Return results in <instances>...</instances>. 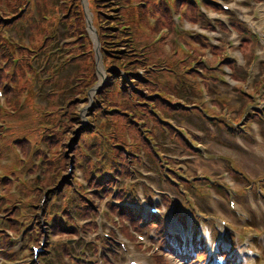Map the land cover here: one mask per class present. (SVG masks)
<instances>
[{"label": "rangeland", "instance_id": "obj_1", "mask_svg": "<svg viewBox=\"0 0 264 264\" xmlns=\"http://www.w3.org/2000/svg\"><path fill=\"white\" fill-rule=\"evenodd\" d=\"M51 1L52 2H50L49 0H20L19 6L21 7L20 9L19 7H17V15L19 16L20 14H24L25 12H29V7H32L31 10L34 13L39 10L44 12V19H46L44 21V28L48 27V33L40 36L32 29L29 20H22L20 23L16 24V31L10 32V29L8 28V32L4 34L7 38L11 36L13 41L18 42L19 40L24 39L20 48L26 51L25 54L27 56L25 55L23 58L28 57L34 62L32 71H25V75L29 81H21L20 83L21 87L18 91L19 93L16 95L17 100L15 101V108L9 114L11 125L18 128H28L30 122H36L35 129H39V133L34 134L33 138H37L38 140L44 139V135L48 134L51 129H54L56 131V140L58 143L54 147V149H52V155L50 150L45 156L46 170L44 171L40 169V167H38L39 174L41 175L40 179L45 183H49V185L41 189V193L38 194L36 201L33 202V204H35V211L38 210L39 213L38 218L41 217L42 211L47 207L46 204L48 203V201L53 200L54 195H56L57 198L60 199V201L66 202L68 193L72 189L80 187V181L77 178V162L79 158L80 162L83 159V148L84 152L91 151L92 153H94L93 150H89L90 146L93 144H95V146H93V149H95L98 145L101 146V143L102 145H107L103 146V149L115 147V145H118V147L115 149H121H118L117 157L119 158L120 156H122L120 158V161H122L124 164L119 166H112L113 168L125 169V165L127 164L126 159L128 160L132 157L130 154H127L123 151L124 144L122 143H124L125 141L126 133L123 130V127L128 119L126 118V116L121 114V112H126L127 107H125V104L127 102H130L131 106L128 107V109L132 110V116L130 117V120H133V123H137L136 121L141 120V125L143 126H137L141 131V129L147 128L146 124H142V120L146 121L147 118V121H149L150 118H139L136 116L137 114H134V112L138 113L140 110L148 109V107L153 109L154 107L153 103H149L150 106L144 104L146 103V99L143 100L142 97H128L129 92H126L128 88L118 93L117 88L113 87V85H115L113 66H117V63H114L111 60L107 61L108 59H113L116 62H119L120 60H117V58L114 57L125 58V55L129 58H133L129 54V51L121 46L119 40H116V37H119L118 30L123 33V30L125 28H128L130 32V26H133L136 29L139 27L140 32L142 34H145V36H154L153 34H155V32L153 30L149 32V25L145 26L144 24H140V22L138 21L137 13L134 14L135 18L131 14L127 13L132 9H140L138 0H124V2H121L122 5H120L119 3L118 7H123L122 9H125V13H123V16L120 18V24L117 23L115 27L114 25L111 26L112 30H110L109 32L112 33L108 32L107 36L104 37L106 39H104L103 42L101 41V34L98 30L99 26L97 25L99 23V17H96V22L94 23L97 31L95 29L93 30L92 27L91 29L88 28L87 30L84 13H79L81 12L80 4L82 6V2L83 4H85V10L87 11L86 0H82L81 2L80 0H56L55 2H53L54 0ZM168 2L170 4H173L174 0H168ZM77 5L79 7H77ZM114 5L115 3L105 5L103 6V8L92 7V9H94L95 15L101 14L103 19L106 20L115 15V12L111 13L108 9L110 8V6ZM99 6L101 5L99 4ZM136 10L132 12H135ZM90 12H85V17L87 19V22L89 20L92 23L93 10H90ZM88 15L90 17L89 19ZM35 18L38 20L37 16H35ZM71 21L77 25H74L72 27ZM148 21L150 20L148 19ZM56 23H59L60 26L65 29V33L63 35L67 40V42H64L61 46L60 51L53 50L51 48L53 43H55V40L51 38V36L54 35L53 31H55L57 28H60ZM102 26L106 27V23ZM150 26L153 29V25L150 24ZM113 33H115V36L113 38H109L108 36L112 35ZM99 38L101 44L99 43ZM138 41L135 39V42H133L132 45L138 47L139 49L144 48L146 38L144 37L145 43H139ZM47 42H49L48 46H46ZM7 45L8 48L5 47V53L2 55L1 52L3 49L0 47V70H2L9 77L6 79L8 83L4 84V88L6 89L10 85L13 89L16 90L17 83L14 82L16 67L9 66L8 63L12 61L13 64H16L17 61L21 60L22 58H20V56L19 58H17V56L13 52L12 47L14 46L10 45V42H7ZM121 47V52H123L124 54H122L121 52L118 54H113L117 53L114 51L121 49ZM105 49H111L113 52H110L111 54L108 55L106 54V52H104ZM95 52L97 53L96 56L94 55ZM183 52L184 51H179L180 54ZM45 56H50V58L52 59L55 58V56H59L60 60L70 59L69 61H71V64H73V62L78 63L82 58L86 57L88 58V61L94 60L93 69H89L87 73H90L94 70L96 63L99 75L97 77V85L91 86L92 79L89 78V81V79H87V76H85L84 74H80L84 73L83 65H74L72 66V68L75 67V72L80 71V69L82 71L73 80V85H71V87L73 88V92H70V95L72 96H67L70 97L69 99L67 97H50L47 104V97L54 91L52 82L54 75L58 74V71L59 73L65 75L66 72H63V69L68 67V65L67 63L59 61V59H56L54 61H52L50 58L45 59ZM121 63L123 64V66H126L127 60H122ZM130 64L133 65V62H131ZM123 69L128 71L129 73H140L141 76L140 79L131 76L127 80H124V76H122L124 80V82L121 81L122 89L125 85H128L129 80L133 81L132 84H136V87H139V83L143 82L141 78L147 76L148 67L136 66L135 68L131 69ZM70 70L71 68H69V71ZM181 70L182 68L179 69V72H181ZM95 71H97L96 68ZM36 72H38V76L35 74ZM120 74L121 71L119 72V75ZM107 77H109L108 80ZM165 77L166 78H162L160 76H157L156 74L151 75L149 77V81H151V84H149L148 88L153 87L155 82L159 84V88L157 89V91L151 90V95L149 96L161 97L162 104L160 105V108L158 110V115L161 117L162 121L167 124V126H163V124H161L160 122L156 124L155 129L157 132V141L160 144H153L152 146H150V150L147 152V154L144 151H141L142 155H140V158L144 160V163L149 164V166L155 168V170L153 171L155 173V176H157L158 178H160V169L162 167L170 168V166L168 165L174 163L173 159H177V157H174L173 155L179 154L180 151H185V153L188 154L190 158L194 159L196 168L203 169V167L205 168V166H207L210 169L211 173H219L221 172L220 165H218V162L216 163V165L213 164L217 161V157H215L213 154V149L219 148L222 150H227L231 148H238L237 152H241L244 157L239 154V164L234 158L225 159V161L228 162L229 167L225 168L221 166L222 172L223 174H225L224 176H228L231 175V173L235 170L241 171L247 174L248 180L254 181V186L251 192L249 190L247 191L246 203H243L239 200H232L231 198L229 202V204H231V210L229 212H226V214L228 215L231 211H236V209H234L233 207V204H235L239 209L245 210L246 213H244V215L239 214L238 217L233 216V219L228 218L230 222L228 221L226 223V231L222 230V226L219 225V229L217 228V231L220 230L223 233V235H221L220 237L218 236V232H215L214 229V227L218 226L214 224L213 227L212 222L210 221L207 225L202 226L201 232L206 235V238L208 237L207 247L208 249L211 248L209 249V254L211 256H214L215 251L212 246L209 247V239L211 238V240H214L216 237L219 238V244L223 247L218 248L216 246V249L219 250L217 253L222 254L225 257L227 256V254H229L231 256L229 259L230 262H235L234 255L236 254L237 256L239 255L242 258L244 256L247 257L241 260L242 264H264V205L263 202H261L260 198L257 197L259 195L260 197H264V158L261 155H258L256 152L252 153L247 151V149L254 151L256 149L264 148V120L263 122L259 123L253 121L247 122V113H243L239 115L237 119H235L234 116H231V113L238 106H240L237 97H193L192 93L199 94V91L194 88H189L188 85L184 86L182 75H179V77H177L176 75L170 76L168 78L169 82L167 81L166 75ZM103 82L105 83L102 89L108 87L105 91L107 102L120 105V110H113V113H107L104 115L102 111L100 112L95 105L93 108V114L89 116L88 109L90 104L88 102L90 101V99L86 98L88 101L85 99V93H88V97L95 96L96 99L99 100L100 97L98 96L96 89H98V86L102 85ZM109 82H111L112 84L109 85ZM132 84L130 86H132ZM56 88L61 87L57 86ZM64 99H68V101H70L69 105H64ZM68 101H66L65 103L67 104ZM152 102L155 103L156 101ZM193 105H195L197 108L194 109V111L191 113L189 109ZM110 106L114 105L110 104L106 107L110 108ZM71 112H77L78 115L80 113L79 118H77V115L75 116V118H77L76 120L70 121L69 117ZM63 113L65 114L63 115ZM95 113H97V116H95ZM82 115L84 116V119H87L94 125L93 129H95V132L92 131L89 126H84L82 122H80V117ZM191 116L194 117L191 118ZM241 125L247 127L242 128L243 132L248 134L246 135L247 138L239 137V127ZM225 126H228L230 130H226ZM78 130L79 133L77 137L76 132ZM233 131L236 132L235 136H232L230 134ZM23 134L24 133L19 132L13 137H4L0 139V179L1 186L4 191L2 192L0 189V218L2 221L3 218H7L8 216V218H11V223L7 224L3 221L0 224V232L6 231V233L10 236L9 238H7L5 234L0 233V242L2 241V245L0 247V260L2 259L4 261H12L13 259L20 258L19 256H14L13 254L7 252L10 248L11 251L16 249V245L14 246V244L18 243L19 240L16 241V239H19L22 232L19 223L16 222L20 220L18 217H21L22 219L23 217L30 218L32 216V213L30 211L32 194L31 185L28 181V177L25 176L22 178V175L26 174V167L22 166L20 158L22 156L21 143H23L25 140H30L29 137L32 138L33 135H29L28 137L26 134L25 136ZM129 134L135 135L137 137L133 129ZM137 142L139 143V139H137L136 141L128 140V143L126 144L130 146L132 151H137V145H134ZM242 143L244 144V151L241 147ZM159 146H162L164 150H159ZM33 148L34 150L37 149L36 147ZM170 148H173V150H170ZM100 152L101 151L96 152L95 155L99 154ZM98 158H100V155L98 156ZM158 158H161V160H159ZM49 159L55 162V170L53 169L51 172L48 171ZM254 163L260 166V174L257 166ZM28 166H30V164ZM33 170L35 173V167H33ZM107 170H109L108 167ZM123 173L126 174V171H124ZM46 174H49V176H47ZM163 178L165 179V175L163 176ZM161 180L162 182H164L163 179ZM132 181L134 183L137 182V180L129 179L125 185L127 190L136 192V190H141L144 187L143 179H141L142 182H139L137 185L132 184ZM218 184L222 185L220 183ZM12 185H14V187L10 189ZM10 192H13L17 198L24 197L26 200L24 201V203L20 204L19 211H17V207H14V205L17 204L16 198H11L8 196ZM214 192L218 193L219 191L216 188L211 187L206 191L198 194H205L213 199ZM50 194H52L51 197H49ZM140 194L142 195V193ZM78 197V190L75 196L70 195V199L73 202V208L78 206ZM208 211L211 212V215H206L203 212H198V210H196V213H198V215H200L203 220L211 219L213 221L218 220L219 215H222L217 207L215 209V213L210 210ZM64 212L65 209L61 208L60 203L57 201V199H55L50 206L49 216L51 219L59 220L62 226L66 225L67 229L72 227L71 224L74 221H68V223L66 224ZM15 213H18V217ZM253 218H255V220H253ZM22 221L24 224V229L25 227L30 225L29 223L35 222L34 220L25 218ZM40 222L43 223L44 221L40 218ZM251 225L256 226L257 229L251 228ZM48 228L51 231H55V234H53L52 236V240H55L56 237L60 235H62L61 237H70L67 235L64 236L63 233L60 232L59 226L56 223L52 226L50 225ZM2 235H4L5 237H1ZM234 236H237L238 238L237 241L233 239V241L235 242L231 241ZM200 251L201 250L196 251V256L201 253ZM203 252L207 253V250H203L202 253ZM41 254H43V252L38 254L36 260H38ZM51 257V255L45 256L43 264H49L51 261ZM201 258L204 259L202 262L206 261L205 255L204 257H199L197 259ZM208 260L209 262L206 264L210 263V259ZM194 262L195 257L193 256L191 264H193ZM202 262L200 264H202ZM148 263L154 264L151 260L148 261ZM170 264L180 263L179 261L173 259L172 261H170Z\"/></svg>", "mask_w": 264, "mask_h": 264}, {"label": "trees", "instance_id": "obj_2", "mask_svg": "<svg viewBox=\"0 0 264 264\" xmlns=\"http://www.w3.org/2000/svg\"><path fill=\"white\" fill-rule=\"evenodd\" d=\"M50 2H52L51 0H49ZM56 0H54L53 2H55ZM124 2V0H91V6L93 8H103V6L105 5H110V4H114V6H110V8H108L110 10L111 13H114L115 12V15H113L110 19H103L102 15L101 14H97L95 15V17H99V23L97 24L99 27H98V30L100 31V36H101V41L103 42L105 36H107V33L112 30L111 26L114 25V27L118 24H120V18L123 16V13H125V9L123 10L122 8H120V6L118 7L119 3L120 5L121 2ZM147 1V6L145 7H140V9L136 10V9H132V10H129L127 13L131 14L133 17H134V14L137 13L138 15V21L140 22V24H144L145 26H148L149 25V21H148V16L149 15H153V16H156L157 17V23H156V27L151 29L153 30L154 32L158 31L160 27L162 26H170L171 25V22L169 20V14H168V9H167V4L165 2H163V0H161L158 4L154 1V0H145ZM20 0H0V11L4 14V15H17V7H20L19 4ZM114 2V3H113ZM99 4L101 6H99ZM33 6V5H32ZM77 7H79L77 5ZM28 8V7H27ZM29 9V12H25L24 14H21L19 16V18H17L15 20L14 23L18 22L19 19H22V20H29V22L31 23V26H32V29L37 32L40 36L45 34V33H48L49 31L47 30V28H44V21L46 19H44V12H42L41 10L35 12L38 17V20L35 18L34 14H33V11L31 10L32 7L28 8ZM80 9H81V12H79L80 14H83V9H82V6L80 4ZM118 9V10H117ZM59 10V9H58ZM97 10V9H96ZM136 10L135 12H132ZM94 11V9H93ZM76 13V12H75ZM99 13V11H98ZM95 14V13H94ZM102 17V18H101ZM65 18V17H64ZM135 18V17H134ZM69 19V18H68ZM67 19V20H68ZM167 19V20H166ZM65 20V21H67ZM72 20V19H71ZM134 22H135V19H134ZM82 23V22H81ZM106 23V27L102 26ZM0 24H4V22L2 21V19H0ZM10 24V23H9ZM57 26H60L59 23H56ZM71 24H72V27L74 25H77V24H74L72 21H71ZM64 29V28H63ZM130 29L131 31L129 32L128 28H125L123 30V33H121L120 30H118V33H119V37L117 38L116 37V40H119L120 44L122 47H124L125 49H127L129 51V54L133 57V58H129L125 55V58H121V57H114V58H117V60H120L119 62H116L115 60L113 59H108L107 61L111 60L112 62L114 63H117V66H113V70H114V73H113V76L115 77V85H113V87H116L117 90H118V93L119 92H122L124 89L128 88L126 90V92H129L128 94V97H142L143 100H147V98H145L146 96H143L140 92H138L139 90V87L141 86H144V83H148V80L144 77H142V81L141 83H139V87H136V84H133L135 88H133L132 86H130L129 84L128 85H125L123 87V89L121 88V80H120V75H119V72L121 71V73H126L128 71L124 70L123 68H126V69H131V68H135L136 66H148L149 64H153V63H156V62H160V61H164V60H161L162 57L166 59V56H167V53L166 51L164 50V40H165V37L162 41V43L160 44V46L158 45V43H153L151 41V37L149 36H145V34H142L139 30V27L136 29L134 28L133 26H130ZM65 31V29H64ZM109 33H112V32H109ZM131 33V34H129ZM115 36V33H113L112 35H109L108 37L109 38H113ZM124 36V37H123ZM144 37L146 38V44L147 47H149L148 49V54L146 57H143L141 54L143 51H141V49H139L138 47H135L134 45H132L133 42H135V39L139 42V43H145L144 42ZM36 38V37H35ZM34 39V38H33ZM142 40V41H140ZM151 41V42H150ZM45 42V41H44ZM114 42V41H113ZM43 44V42H42ZM49 42L46 43V46H48ZM91 44V43H90ZM2 52H1V55L5 53V47L8 48V45L6 42H3L2 43ZM122 47L121 49H118L114 52H117V53H113V54H118L121 52L122 50ZM26 51L22 50L21 48H19V53L20 55H26L25 54ZM91 52H92V49H91ZM106 54H111L110 52H113L111 49H105ZM122 54H124L123 52H121ZM150 54H153L154 56H151ZM27 56V55H26ZM176 59L179 60V56L178 55H174V58H173V61L176 62ZM51 60L53 61L54 58ZM122 60H127V65L126 66H123V64L121 63ZM133 62V65H131L130 63ZM79 63V64H78ZM78 63H74L71 64V61H69L67 63L68 67L71 68V70L69 71V68L66 67L65 69H63V72H66L65 75L61 74V73H58V74H55L54 77H53V88H54V91L51 95H49L47 97V99L49 100L50 97H67V96H72L70 95V92H73V88L71 87V85H73V80L75 79V77L78 76V74L82 71L80 69V71H76L75 72V67L72 68V66L74 65H83V71L84 73H80V74H84L85 76H87V79H92L91 80V83L92 85L96 82V74H95V67H94V70L90 73H87V71L89 69H93V66H94V60H89L88 61V58H82L81 61H79ZM9 66H13V67H16V75L14 76V82L17 83V90L15 91H19L21 85V81H29L25 75V71H32V62L31 60L26 57V58H22L21 60L17 61L16 64H13V62H9L8 63ZM132 66V67H131ZM128 75V74H127ZM1 76V79H7L9 78L4 72H1L0 74ZM129 76V75H128ZM137 76L140 77L141 75L139 73H137ZM89 79V81H90ZM112 80V78H111ZM112 83L109 82V85H111ZM57 86H60L61 88H56ZM112 87V88H113ZM108 87L106 88H103V89H100L99 92H98V96L100 97L99 100H100V103L102 104L101 107L98 108V110L105 115L107 113H113L114 111L113 110H120L119 109V106L118 104H114V103H111V102H107V99H106V95H105V91L107 90ZM145 88V87H144ZM150 91L148 92V95H151V90L153 91H156L155 88H149ZM19 93V92H18ZM86 95V93H85ZM74 97V96H73ZM157 97V102L160 100L159 96H155ZM17 98V97H16ZM59 98V99H60ZM68 99L70 97H67ZM68 99H64V105H69L70 101H68ZM66 101L67 104L65 103ZM119 101V100H117ZM115 102V101H114ZM118 103V102H117ZM147 103V101H146ZM110 104H113L114 106H110V108H113V109H110L109 107H106ZM9 105L11 107H15V103L14 101H10L9 102ZM131 106V103L130 102H127L125 104V107H127L126 109V112H121V114H123L124 116H126V118L128 119L126 122H125V125L123 127V130L126 132V130H130L132 131V129L134 130L135 134L137 135V137L139 136L140 139L143 143H147L145 139H143L142 135H140V130L137 128V126L133 123V120H130V117L132 116L131 112L132 110L128 109V107ZM116 108V109H114ZM66 109V108H65ZM64 109V110H65ZM135 113V112H134ZM65 113H63L64 115ZM137 114V113H135ZM77 112H71L70 113V121L72 120H76L77 118H79V115L77 118H75V116H77ZM95 116H97V113H95ZM136 119V118H135ZM32 122H33V125H32ZM30 122V125L28 126V128H19L18 130V133L19 132H22L24 133L23 135L25 136L26 135H29V134H33L34 131L36 130H39V129H35V125H36V122L32 121ZM137 122V121H136ZM139 124V123H138ZM32 126V127H31ZM18 129V128H17ZM93 130V128H91ZM49 134L47 135H50V138H48V145H49V148L51 150V155H52V149H54V147L57 145V140H56V131L54 129H51L50 132H48ZM134 139H137V137L135 135H133ZM60 140V138H59ZM21 146L23 147V149L28 152L30 151V143L28 142V140H25L23 143H21ZM118 145H115L114 148V151L115 153L117 154V151L118 149H121V148H118V149H115L117 148ZM48 170L51 172L53 169L55 170V162L54 161H51V159L49 160V163H48ZM46 184H49V183H43L42 185H46Z\"/></svg>", "mask_w": 264, "mask_h": 264}]
</instances>
